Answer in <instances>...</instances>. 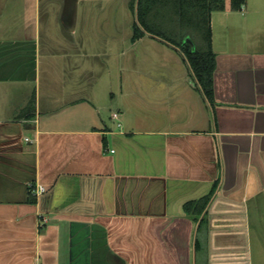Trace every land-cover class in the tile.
Instances as JSON below:
<instances>
[{
    "label": "crops",
    "instance_id": "0c3cea01",
    "mask_svg": "<svg viewBox=\"0 0 264 264\" xmlns=\"http://www.w3.org/2000/svg\"><path fill=\"white\" fill-rule=\"evenodd\" d=\"M139 5L0 0V264H264V0L212 14L211 95Z\"/></svg>",
    "mask_w": 264,
    "mask_h": 264
},
{
    "label": "trees",
    "instance_id": "16d2710c",
    "mask_svg": "<svg viewBox=\"0 0 264 264\" xmlns=\"http://www.w3.org/2000/svg\"><path fill=\"white\" fill-rule=\"evenodd\" d=\"M245 0H231L234 11L241 10ZM225 9V0H140L139 17L149 32L179 47L187 58L194 74L208 95L212 93L215 54L212 48L211 17L214 12ZM153 22L148 21L149 17ZM157 18V19H155ZM164 19V20H161ZM165 19L171 21L164 22ZM167 24L172 26L168 29ZM173 28V29H172ZM143 30L136 25L132 40L142 37ZM190 36L192 44L184 40ZM37 197L30 192V202ZM209 202V196L185 205V211L199 216Z\"/></svg>",
    "mask_w": 264,
    "mask_h": 264
},
{
    "label": "built area",
    "instance_id": "2783aa9c",
    "mask_svg": "<svg viewBox=\"0 0 264 264\" xmlns=\"http://www.w3.org/2000/svg\"><path fill=\"white\" fill-rule=\"evenodd\" d=\"M114 117L117 118L118 117V114H114ZM45 191H46V189L43 186H38V187L30 186V192L35 197H39Z\"/></svg>",
    "mask_w": 264,
    "mask_h": 264
},
{
    "label": "rangeland",
    "instance_id": "374dc122",
    "mask_svg": "<svg viewBox=\"0 0 264 264\" xmlns=\"http://www.w3.org/2000/svg\"><path fill=\"white\" fill-rule=\"evenodd\" d=\"M114 56H115V55L112 54V57L110 58L111 61H113V62H112V65H115V64L118 63V59H117V57L115 58ZM114 58H115V59H114ZM132 58H133V56H132ZM111 71H112V75H115L116 72L118 71V69H116L115 67H112V70H111ZM104 78H106V76H105Z\"/></svg>",
    "mask_w": 264,
    "mask_h": 264
},
{
    "label": "water",
    "instance_id": "95a60500",
    "mask_svg": "<svg viewBox=\"0 0 264 264\" xmlns=\"http://www.w3.org/2000/svg\"><path fill=\"white\" fill-rule=\"evenodd\" d=\"M43 194H44V193H43ZM43 194L40 195L41 198L44 196ZM220 198H223V197H220Z\"/></svg>",
    "mask_w": 264,
    "mask_h": 264
}]
</instances>
